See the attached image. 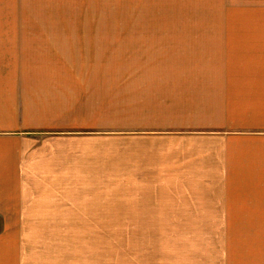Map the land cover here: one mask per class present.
<instances>
[{"label":"rangeland","instance_id":"rangeland-1","mask_svg":"<svg viewBox=\"0 0 264 264\" xmlns=\"http://www.w3.org/2000/svg\"><path fill=\"white\" fill-rule=\"evenodd\" d=\"M0 29L60 34L13 133L12 264H264V101L168 67L188 34L264 29V0H0Z\"/></svg>","mask_w":264,"mask_h":264},{"label":"crops","instance_id":"crops-1","mask_svg":"<svg viewBox=\"0 0 264 264\" xmlns=\"http://www.w3.org/2000/svg\"><path fill=\"white\" fill-rule=\"evenodd\" d=\"M232 32L235 33L186 34V38L175 41L176 45L181 47L180 50L168 49L169 71L177 74L188 73L189 70L192 72L194 69L200 70L207 77L212 76L214 84H219L221 78L236 76L245 84L235 90L236 94L254 93L257 95L254 98L257 103L264 101V29ZM37 35L44 34L34 33V30L29 31V29H0V222L2 226H7V222L12 220V215L7 213L12 212L11 205L14 198L22 195L16 191L21 187L18 182L21 177L16 174L19 163L14 162V149L31 142L27 138L14 137L13 133L22 129L20 117L42 114L35 102L31 113L27 109L22 111V107L28 104V94H32L34 100L39 99L37 88H30L29 85L43 82L40 79L43 67L48 66L44 62L61 59L59 51L53 50L54 36L59 37L60 34H48L49 38H33ZM45 41L48 42L47 46ZM31 43H37L36 47L39 51L30 54L27 49ZM45 46L49 49L46 54L43 52ZM173 63H178L182 67L179 65L181 68H173ZM223 82L226 83L227 80ZM20 85H24V88L21 89ZM216 89L208 87L206 90L212 93V96L216 94V99L220 92L230 93L229 87ZM223 98L229 100L230 94ZM260 106L264 105L260 104ZM14 163L17 165L14 166ZM262 179L260 194L264 197V176ZM8 239L7 236H0V264L13 263V247Z\"/></svg>","mask_w":264,"mask_h":264}]
</instances>
